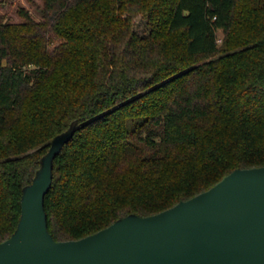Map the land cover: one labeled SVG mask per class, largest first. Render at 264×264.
<instances>
[{
    "label": "trees",
    "instance_id": "1",
    "mask_svg": "<svg viewBox=\"0 0 264 264\" xmlns=\"http://www.w3.org/2000/svg\"><path fill=\"white\" fill-rule=\"evenodd\" d=\"M19 13L0 20V242L75 120L45 197L57 240L264 165V0H43L42 20Z\"/></svg>",
    "mask_w": 264,
    "mask_h": 264
},
{
    "label": "water",
    "instance_id": "2",
    "mask_svg": "<svg viewBox=\"0 0 264 264\" xmlns=\"http://www.w3.org/2000/svg\"><path fill=\"white\" fill-rule=\"evenodd\" d=\"M73 121L51 141L21 214L0 242V264H264V165L236 168L211 188L158 213H130L79 239L57 240L45 197Z\"/></svg>",
    "mask_w": 264,
    "mask_h": 264
},
{
    "label": "rangeland",
    "instance_id": "3",
    "mask_svg": "<svg viewBox=\"0 0 264 264\" xmlns=\"http://www.w3.org/2000/svg\"><path fill=\"white\" fill-rule=\"evenodd\" d=\"M43 0H0V20L10 22H22L23 18L19 13L21 8H26L32 12L34 17L42 20ZM146 19L138 16L136 19L135 29L140 34L148 31ZM222 31H219V37H222Z\"/></svg>",
    "mask_w": 264,
    "mask_h": 264
}]
</instances>
